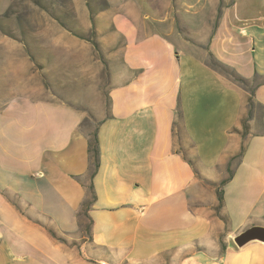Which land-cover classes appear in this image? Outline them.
I'll return each instance as SVG.
<instances>
[{"label":"crops","instance_id":"0c3cea01","mask_svg":"<svg viewBox=\"0 0 264 264\" xmlns=\"http://www.w3.org/2000/svg\"><path fill=\"white\" fill-rule=\"evenodd\" d=\"M94 22L107 66L65 29L0 42V264H264L233 241L264 226V0H107Z\"/></svg>","mask_w":264,"mask_h":264},{"label":"rangeland","instance_id":"374dc122","mask_svg":"<svg viewBox=\"0 0 264 264\" xmlns=\"http://www.w3.org/2000/svg\"><path fill=\"white\" fill-rule=\"evenodd\" d=\"M41 2L42 4L38 5L37 2H35L34 0H11L8 9L4 13L6 14V12L9 10L8 17L5 18V20L3 21V26L8 32L14 31L16 37H11L10 35H6L2 31H0V42L1 40H6L14 44L22 45L29 43L33 44L31 41L36 39L39 41V43L37 42V44L41 45L43 44L41 41L44 38V34L42 32H45L46 35H55V29L59 28L65 30H80L88 35H92L93 31L96 30V26L94 25L93 28V21L91 18V7L89 5L91 3L93 4V9L95 10V12L100 9L107 8V0H42ZM81 9L87 10L90 13V18L84 22L81 19L79 20V14L81 13ZM96 39L99 41L98 35H96ZM87 42L89 41H85V44H87ZM2 44L8 43L4 42ZM89 44L91 43L89 42ZM99 45L100 46L98 50L95 49V51L97 52L99 59L104 63L105 57L110 54L103 51V43L101 44L100 42ZM2 55H4V53L0 50V57ZM19 55L22 57L21 53H19ZM0 63V67H2L3 60H0ZM105 66H107V64H105ZM104 76L106 78V72ZM4 82L5 81L0 80V97L5 95L3 92H6L5 90H7L5 88ZM76 87L78 89L80 88L79 85H76L75 88L68 87V89L70 88L75 90ZM249 87L251 88L252 85H249L248 88ZM103 90L106 92L104 86ZM3 103L4 102L0 100V105H2ZM89 104L91 107H93L91 112L96 114L97 116L94 115V117H90V119L92 120L86 129L94 132L95 128H97L99 124V121L102 119L98 116V114H100L104 110V106L107 108L109 104L107 102L104 106H101L99 100H93L92 102L90 101ZM85 108L89 109V107H87L86 105ZM212 122L213 125L219 124L217 117H213ZM237 161L238 160L234 159L233 157L228 158V163L232 162V171L233 168L236 166ZM229 176L230 173L228 170L225 172V177L228 178ZM223 180L224 179L221 178L216 181H207V185L211 186L212 188L217 187V189L219 190V188H222L223 186Z\"/></svg>","mask_w":264,"mask_h":264},{"label":"trees","instance_id":"16d2710c","mask_svg":"<svg viewBox=\"0 0 264 264\" xmlns=\"http://www.w3.org/2000/svg\"><path fill=\"white\" fill-rule=\"evenodd\" d=\"M34 1L37 2L38 5H41L42 4V2H41L42 0L41 1L34 0ZM89 6L91 7V18H92V21H93V28H94V25H95L94 17H95V14H97L99 10L97 12H95V10L93 9V4L92 3ZM8 14H9V10L6 12V14L0 15V31H2L6 35L7 34L10 35L11 37H16V34H15L14 31H9L8 32V31H6V29L3 26V23H4L3 21L5 20V18L8 17ZM68 30L71 31V32H73V33H75L76 35H78L81 39H84L86 41H89L95 47V49L98 50V48L100 46L99 45L100 42L96 39V35L97 34H96L95 31H93V34L92 35H88V34L82 32V31H79V30H74V29H71V30L68 29ZM104 63L106 64V60L104 61ZM212 65H213V67H215L216 70H218V71H220V72L228 75L229 77L233 78L236 82H238L239 84H241L245 89H249V92L251 93V95L254 93L252 87L251 88L250 87L248 88L249 83L247 82V80H245L241 76H238L237 74H235L233 72V70H231L229 67H227V66H225L223 64L217 63V62H213ZM252 101L253 100H252V97H251L250 98V104L251 105L253 103ZM241 123H242V125L244 127L243 137H246L247 136V131H246V128H247V120L245 118H243L241 120ZM232 131L233 132H238V128L234 127L232 129ZM89 152L91 154V159H92V162H93V166L95 167V170H96L98 168V165H99V148H98L97 131H95V133L93 134V136L89 140ZM243 152H244V147L242 148L241 152L237 156H235L233 158L236 159V158L241 157V155L243 154ZM231 167H232V162H229V169L228 170H229L230 176L226 180H223V182H222L223 185H225L227 182H229L230 179L234 175ZM94 198L95 197L93 196V200H94ZM218 198H219V201H220V205H219V207H217L218 208L217 211L220 212L219 209L223 205V192L222 191L219 192V197ZM91 203L92 202H89V203H85L84 204V206H83V209H84L83 211L84 212H86V211L89 210V208L91 206ZM222 218L225 221V223H229V219L228 218H225L223 216H222Z\"/></svg>","mask_w":264,"mask_h":264},{"label":"water","instance_id":"95a60500","mask_svg":"<svg viewBox=\"0 0 264 264\" xmlns=\"http://www.w3.org/2000/svg\"><path fill=\"white\" fill-rule=\"evenodd\" d=\"M233 241L238 248H242L251 242L264 243V226H252L237 234Z\"/></svg>","mask_w":264,"mask_h":264}]
</instances>
